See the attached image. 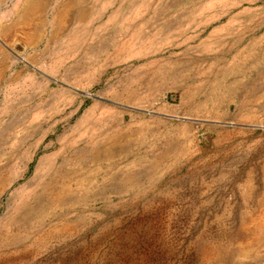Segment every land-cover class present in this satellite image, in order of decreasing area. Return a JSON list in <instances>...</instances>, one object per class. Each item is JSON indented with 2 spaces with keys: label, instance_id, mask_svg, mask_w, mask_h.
Listing matches in <instances>:
<instances>
[{
  "label": "rangeland",
  "instance_id": "1",
  "mask_svg": "<svg viewBox=\"0 0 264 264\" xmlns=\"http://www.w3.org/2000/svg\"><path fill=\"white\" fill-rule=\"evenodd\" d=\"M258 136L264 0H0V264H264Z\"/></svg>",
  "mask_w": 264,
  "mask_h": 264
},
{
  "label": "crops",
  "instance_id": "2",
  "mask_svg": "<svg viewBox=\"0 0 264 264\" xmlns=\"http://www.w3.org/2000/svg\"><path fill=\"white\" fill-rule=\"evenodd\" d=\"M237 82H238L237 79L233 81L234 84L237 83ZM260 138L261 137L258 136V139H257L258 141H257V144H256L257 159L260 160L262 162V164H263L264 163V144L261 143ZM123 141H124V143L122 145V148L121 147H118V152L116 151V153L114 155H112V156L109 155V157L112 160V162L114 161L115 157L118 156V154L120 153V151L123 150L122 153H126L127 152L126 146H125L127 144V142H126L127 141V138H124ZM118 146H119V143H118ZM114 148H116V147H114Z\"/></svg>",
  "mask_w": 264,
  "mask_h": 264
},
{
  "label": "bare ground",
  "instance_id": "3",
  "mask_svg": "<svg viewBox=\"0 0 264 264\" xmlns=\"http://www.w3.org/2000/svg\"><path fill=\"white\" fill-rule=\"evenodd\" d=\"M46 1H47V0H46ZM44 2H45V1H44ZM36 3H37V2H36ZM42 3H43V2H42ZM75 3H77V2H75ZM75 3H74V4H75ZM23 4H24V3H23ZM66 4H67V3H66ZM24 5H25V4H24ZM34 5H35V4H34ZM77 5H78V4H77ZM62 6H63V5H62ZM210 6H211V5H210ZM37 7H38V6H37ZM71 7H72V5H71ZM63 8H64V7H63ZM38 9H39V8H38ZM40 9H41V8H40ZM84 10H85V9H84ZM34 11H35V10H34ZM39 11H40V10H39ZM39 11H38V12H39ZM60 11H61V10H60ZM69 11H70V10H69ZM36 12H37V11H36ZM40 12H41V11H40ZM40 12H39V13H40ZM61 12H62V11H61ZM72 12H73V11H72ZM77 12H78V11H77ZM82 12H83V11H82ZM25 13H26V12H25ZM28 13H29V12H28ZM62 13H63V12H62ZM75 13H76V12H75ZM80 14H81V12H80ZM57 15H58V14H57ZM30 16H31V15H30ZM32 16H33V15H32ZM38 16H39V15H38ZM60 16H61V15H60ZM33 17H34V16H33ZM34 19H35V18H34ZM23 20H24V19H23ZM25 20H26V19H25ZM30 36H31V35H30ZM31 37H32V36H31ZM28 40H29V39H28ZM92 120L94 121V119H92ZM88 122H89V121H88ZM90 122H92V121H90ZM85 126H86V125H85ZM91 126H92V125H91ZM93 126H94V125H93ZM96 129H97V128H96ZM100 129H101V128H100ZM97 133H98V132H97ZM100 133H101V132H100ZM116 133H117V132H116ZM75 135H76V134H75ZM117 135H118V134H117ZM113 136H114V135H113ZM101 137H102V136H101ZM72 139H73V138H72ZM101 139H102V138H101ZM104 139H105V138H104ZM115 141H116V140H115ZM71 143H72V142H71ZM92 143H93V142H92ZM95 145H96V144H95ZM114 145H115V144H114ZM85 146H86V145H85ZM85 146H84V147H85ZM88 147H89V146H88ZM110 147H111V146H110ZM89 148H90V147H89ZM93 148H94V147H93ZM99 148H100V147H99ZM131 149H132V148H131ZM121 150H122V149H121ZM122 151H123V150H122ZM99 152H100V151H99ZM103 153H105V152L103 151ZM97 154H99V153H97ZM57 155H58V154H57ZM41 157H42V156H41ZM74 157H75V156H74ZM72 158H73V157H72ZM79 158H80V157H79ZM85 158H86V157H85ZM50 160H51V159H50ZM109 160H110V159H109ZM53 162H54V161H53ZM102 162H103V161H102ZM55 163H56V161H55ZM84 163H85V162H84ZM110 163H111V162H110ZM44 164H45V163H44ZM105 165H107V164H105ZM64 166H65V165H64ZM79 166H80V165H79ZM109 166H111V165H109ZM57 168H58V167H57ZM103 168H104V167H103ZM103 168H102V169H103ZM109 170H110V169H109ZM75 171H76V170H75ZM42 172H43V171H42ZM42 172H41V173H42ZM36 173H37V172H36ZM89 174H90V173H89ZM92 174H93V173H92ZM71 175H72V174H71ZM99 175H100V174H99ZM86 176H87V174H86ZM71 177H72V176H71ZM97 177H98V176H97ZM94 178H95V177H94ZM97 179H98V178H97ZM65 180H66V179H65ZM73 180H74V179H73ZM55 181H56V180H55ZM55 181H54V182H55ZM74 182H75V181H74ZM93 182H94V179H93ZM95 182H97V181H95ZM61 183H62V182H61ZM81 183H82V182H81ZM55 184H56V183H55ZM73 184H74V183H73ZM99 184H100V183H99ZM62 185H63V183H62ZM88 186H89V185H88ZM82 187H83V185H82ZM61 188H62V187H61ZM87 188H88V187H87ZM67 189H68V188H67ZM89 189H90V188H89ZM92 189H93V187H92ZM98 189H99V188H98ZM90 190H91V189H90ZM70 191H71V190H70ZM76 191H77V190H76ZM76 191H75V192H76ZM73 192H74V191H73ZM90 193H91V192H90ZM51 195H52V194H51ZM82 195H83V194H82ZM44 196H45V195H44ZM73 196H74V195H73ZM73 196H72V197H73ZM46 199H47V198H46ZM46 199H45V200H46ZM81 199H82V198H81ZM47 200H49V199H47ZM58 200H59V199H58ZM67 202H68V201H67ZM74 203H75V202H74ZM51 204H52V203H51ZM253 236H255V235H253ZM256 236H258V235H256ZM214 248H215V247H214ZM209 249H210V248H209ZM210 250H211V249H210ZM203 251H204V250H203ZM205 251H206V250H205ZM207 254H208V253H207ZM214 254H215V253H214ZM211 255H212V254H211Z\"/></svg>",
  "mask_w": 264,
  "mask_h": 264
}]
</instances>
